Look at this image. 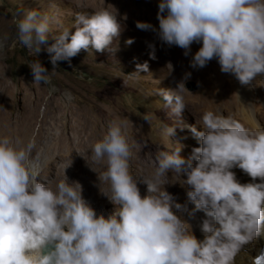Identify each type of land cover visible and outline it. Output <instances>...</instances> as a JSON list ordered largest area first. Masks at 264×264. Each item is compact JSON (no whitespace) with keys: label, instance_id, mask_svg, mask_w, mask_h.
I'll return each mask as SVG.
<instances>
[{"label":"clouds","instance_id":"1","mask_svg":"<svg viewBox=\"0 0 264 264\" xmlns=\"http://www.w3.org/2000/svg\"><path fill=\"white\" fill-rule=\"evenodd\" d=\"M158 7L161 41L185 49V56L194 42L202 41L191 67L203 68L217 59L223 73L249 87L264 76V0H161ZM59 23L55 15L26 10L16 25L17 39L39 54ZM136 27L152 26L137 22ZM73 28L71 35L64 28L51 36L55 42L45 49L51 74L38 60L30 63L35 84L50 85L57 62L70 64L82 50L88 55L92 50H117L113 45L122 24L107 8L76 13ZM4 47L0 41V51ZM136 69L128 76L138 79L149 66L145 62ZM183 90L181 82L175 90L157 93L176 117L186 106L183 95L177 94ZM55 91L52 86L50 94ZM64 98L67 103L73 100L70 92ZM143 119L149 123L152 114ZM202 127L204 131L189 127L200 146L187 158L181 155L182 146L158 152L154 174L140 181L147 186L142 197L131 167L135 144L123 122H109L106 134L91 149L93 161L106 165L98 178L109 184L111 194L103 195L115 206L107 218L97 217L78 182L70 183L65 176L56 191L37 182L39 164L31 158L34 140L21 147L18 139L0 137V264H235L246 245L264 236V127L256 122L247 128L212 111L203 114ZM175 132L174 126L165 125L162 134L169 139ZM235 168L253 182L240 183ZM168 172L187 177L183 184L189 186L186 195L194 205L189 215L203 212L206 217L202 241L173 211L185 206L165 190L162 178ZM259 259L249 257L251 264Z\"/></svg>","mask_w":264,"mask_h":264},{"label":"rangeland","instance_id":"2","mask_svg":"<svg viewBox=\"0 0 264 264\" xmlns=\"http://www.w3.org/2000/svg\"><path fill=\"white\" fill-rule=\"evenodd\" d=\"M160 2L161 0H0V41L5 44L3 51H0V119L22 122L28 114L36 113L29 135L32 141L40 129L41 121L45 125L49 123V119L56 118L54 132L57 134L60 130L63 138L61 147L54 153L57 158H63V161L56 168L44 163L53 153V133L50 131L44 149L38 151L34 158L39 164L37 182L51 189L65 176L70 183L78 182L82 186V197L96 210L97 217L104 215L107 218L115 210V206L103 195L111 194L109 184L100 182L98 178L106 170V165L93 161L90 153L91 147L106 134L109 122H123L130 143L135 144L131 167L142 197L147 194V186L140 181L145 175L151 178L154 174L158 167L156 156L159 151H172L182 146L181 155L187 158L193 148L200 146L189 127L194 126L197 131H204L202 116L205 112L214 111L215 108L216 115L231 116L230 118L249 128V123L238 116L236 107L234 108L233 101L238 98L236 78L232 74L223 73L217 59L211 60L203 68L191 67L194 55L202 47V41L194 42L189 54L185 56V49L170 46L160 40L157 18ZM101 8L117 14V19L122 24L120 37L113 45L117 50L112 53L92 50V55L82 50L71 59L70 64L68 61L57 62L56 73L51 76L50 85H44L43 82L35 84L30 63L38 60L47 70L46 74L53 71L50 55L45 50L55 42L51 36L58 35L64 28L70 29V35L73 34L76 13L91 14ZM33 9L41 15H55L60 22L59 25H53L54 33L50 34L47 44L42 45L41 52L36 55L18 41L16 27L24 12ZM162 15L166 17L167 10ZM137 22L152 27L147 30L138 29ZM130 39L133 43L129 45L126 42ZM153 51L154 59L151 58ZM145 62L149 66L148 72H140L141 77L138 79L128 76L136 72L137 64L143 65ZM216 73L223 78L214 79L212 76ZM181 82L184 83L185 90L178 91L177 94L183 95L186 106L180 117H176L170 114V109L164 108L165 102L157 93L159 89L175 90ZM187 82L194 83L196 89L188 90ZM52 86L57 91L50 94ZM251 90L252 122L254 125L258 122L264 127V76L256 78ZM65 92L72 94L71 103L65 100ZM217 100L226 101L227 104L217 109L214 107ZM229 100H232L231 103ZM146 113L152 114L149 123L143 119ZM165 125L176 128L175 135L169 139L162 134ZM193 164L195 166V162ZM232 171L240 183L253 182L242 170L235 168ZM162 179L165 190L175 198L176 203L185 206L173 211L189 226L188 231L202 241L200 231L206 217L203 212L189 215L194 205L186 195L190 190L189 186L183 184V180L187 179L186 175L178 176L168 172L167 177ZM243 251L242 249L241 253Z\"/></svg>","mask_w":264,"mask_h":264},{"label":"bare ground","instance_id":"3","mask_svg":"<svg viewBox=\"0 0 264 264\" xmlns=\"http://www.w3.org/2000/svg\"><path fill=\"white\" fill-rule=\"evenodd\" d=\"M212 77L214 79H216V80H221L223 78V76H218L217 73L214 76H212ZM236 81H237V87H238V98L234 99V101H233L234 108L236 107V112H237L238 116H241L247 123H249V128H252V127H254V123L252 122L251 114H250V109H251V104H252V99H253V94H252L251 87L242 86L238 82L237 79H236ZM226 88H224V89H226ZM231 101H230V103H231ZM225 102L226 101L217 100V102H216L214 107H216L217 109L223 108L225 106V104H227V102L226 103ZM216 111L217 110L214 108V111H212V112L215 114ZM227 111H228V108H227ZM228 114H229V112H228ZM36 117H37L36 113H30V114H28L26 117H24L22 119V122H20L18 120L11 121L9 119L1 118L0 119V137L7 136V137L11 138L14 142L18 139L19 141H21V144H20L21 147L26 146L27 143L29 141H31L29 139V135L31 133L32 125L34 124V122L36 120ZM48 122L49 123H46L45 125H43V123L41 121L40 129H39L37 135L33 138V140L35 141V148L33 149L31 158L34 160V158L37 155L38 151H40L41 149H44L45 143L49 140V134H50L49 132L52 131V133H53L52 135L53 136H52V139H51L52 140V142H51L52 144L51 145L53 147L52 148L53 153L51 154V156L48 158L47 161H44V163L46 165H54V167H55V166H58L61 163V161H63V158L62 159L61 158H57L55 153H54L55 151L57 152L59 147H61V143H62L61 139L63 137H62V134H61L60 130L57 131L58 134H56V132H54V126H55V124L57 125L56 118L49 119ZM24 127L26 129H24ZM22 129L24 130V132H23ZM41 129L43 130L42 132L40 131ZM67 142H69V141H67ZM67 146H69V145H67ZM150 174H152V173H150ZM149 177H147L145 175L144 179H147ZM141 180H143V179H141ZM56 189H57V184L54 185L52 190L56 191ZM200 238H201V240L204 239V234L202 233V231H200ZM263 245H264V236L257 237V239L255 241H253L251 244H249L247 246V248L246 247H245V249L243 248L244 251L241 254H238V256L235 258V264H251V261L249 260V257H251L254 260L257 256H259Z\"/></svg>","mask_w":264,"mask_h":264},{"label":"water","instance_id":"4","mask_svg":"<svg viewBox=\"0 0 264 264\" xmlns=\"http://www.w3.org/2000/svg\"><path fill=\"white\" fill-rule=\"evenodd\" d=\"M186 87H187V89L190 90V91H193V90L196 89V85H195L194 83H192V82H187V83H186Z\"/></svg>","mask_w":264,"mask_h":264},{"label":"snow or ice","instance_id":"5","mask_svg":"<svg viewBox=\"0 0 264 264\" xmlns=\"http://www.w3.org/2000/svg\"><path fill=\"white\" fill-rule=\"evenodd\" d=\"M256 264H264V255L260 256V259L257 260Z\"/></svg>","mask_w":264,"mask_h":264}]
</instances>
